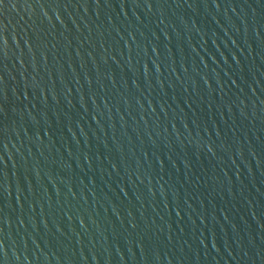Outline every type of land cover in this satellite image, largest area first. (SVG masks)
<instances>
[{"label":"water","instance_id":"obj_1","mask_svg":"<svg viewBox=\"0 0 264 264\" xmlns=\"http://www.w3.org/2000/svg\"><path fill=\"white\" fill-rule=\"evenodd\" d=\"M0 264H264V0H0Z\"/></svg>","mask_w":264,"mask_h":264}]
</instances>
